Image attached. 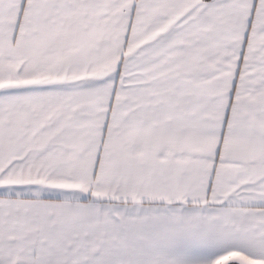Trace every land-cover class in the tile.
<instances>
[{
    "label": "snow or ice",
    "instance_id": "snow-or-ice-1",
    "mask_svg": "<svg viewBox=\"0 0 264 264\" xmlns=\"http://www.w3.org/2000/svg\"><path fill=\"white\" fill-rule=\"evenodd\" d=\"M0 264H264V0H0Z\"/></svg>",
    "mask_w": 264,
    "mask_h": 264
}]
</instances>
